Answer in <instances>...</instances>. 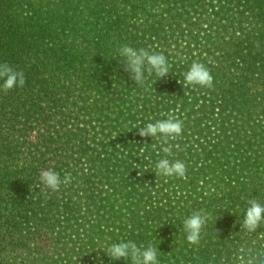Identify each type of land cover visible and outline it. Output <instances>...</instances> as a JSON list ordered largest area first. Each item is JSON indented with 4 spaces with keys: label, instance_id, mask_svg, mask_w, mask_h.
I'll use <instances>...</instances> for the list:
<instances>
[{
    "label": "trees",
    "instance_id": "1",
    "mask_svg": "<svg viewBox=\"0 0 264 264\" xmlns=\"http://www.w3.org/2000/svg\"><path fill=\"white\" fill-rule=\"evenodd\" d=\"M126 44L163 53L166 78L178 86L195 49L214 77L212 88L195 89L210 91L226 119L264 118V0H0V63L26 79L0 88V264H131L105 253L121 241L153 244L160 264H238L240 249L264 247V228L244 231L238 210L264 187L263 145H249L248 157L220 174L228 184L209 195L188 166L190 180L173 185L145 164L148 155L97 142L99 133L125 132L139 110L122 117L121 106L132 112L147 81L156 86L155 73L142 84L129 78L118 55ZM172 86L154 87L155 100ZM149 101L142 114L159 107ZM248 127V136L264 138L260 126ZM47 168L71 182L46 189L39 173ZM200 209L210 219L194 246L182 223Z\"/></svg>",
    "mask_w": 264,
    "mask_h": 264
},
{
    "label": "rangeland",
    "instance_id": "2",
    "mask_svg": "<svg viewBox=\"0 0 264 264\" xmlns=\"http://www.w3.org/2000/svg\"><path fill=\"white\" fill-rule=\"evenodd\" d=\"M200 30L201 32L203 31L200 35L204 37H207L211 32L208 27H204V30L201 28ZM199 57L198 52L194 49L189 57L191 62H189L188 68L192 61H198ZM179 78L181 77L177 79ZM153 82L156 83V86H153L151 82L147 81V94L146 96L140 97L137 106L132 107V112H127L125 106H121L123 112L122 117H128L129 114L132 115L139 110L134 117L126 121V131H118V134L112 132L110 137H106L104 134L99 133L97 142H107L108 139L110 143L115 146L116 150H119V153L123 151L124 146L130 148L135 157L146 154L150 159L143 160L145 164L147 162V166H155L157 159L164 155L161 151L162 147L167 145L160 137H154L153 139L152 137L141 138L138 135V129L147 123H154L156 120L167 119L169 115H174L183 121V131L175 140L167 141V144L173 146L170 158L183 161L186 166L192 169L193 173H199V177L196 181V189L203 192L205 190L209 195L221 192L223 184L227 183L226 181L219 180L220 174H224V169L230 165H237L239 163L238 160L248 157L252 148L256 145L264 146V138L260 139L253 132L248 136L247 132V130H249V125L260 126V131H264V118L261 115H258V118H256L257 115H255L248 121H243L241 117L237 116H235V118L230 117V119H226L227 115L230 113L228 111L221 112L219 110L217 100L211 96L210 91L195 89L198 86L187 85L184 80L180 86L175 85L174 82H171V79L168 80L166 76L162 78L157 76L156 79H153ZM171 84H173V86L170 90V95H164L165 92H162L160 96L156 98L159 101H156V96L154 97L153 95L154 87H156V89L165 90L168 89ZM132 89H134V87H132ZM180 90L181 92H179ZM147 98H150L147 107H151V105H154V108L156 107L155 105L159 107L153 111L148 108L147 112L142 114L140 105L143 103L144 99ZM166 108H168V110H166ZM224 118L225 121L223 122ZM222 122L224 124H222ZM223 128L226 130L225 134L223 133ZM198 132H200V134ZM237 132H240V134ZM116 135L120 136V139H116ZM249 145H251L252 148ZM226 160L229 161L228 165H223ZM74 163H76V165L77 163L78 165H84L86 162L82 160ZM113 163V159L108 162V164ZM186 177L190 180L188 174H186ZM161 178L164 181L167 179L168 181L171 179L174 180L173 185H177V183L185 180V178L176 177L161 176ZM242 179H244V177H242ZM206 181H208L207 184L205 183ZM230 182V185H234L237 181L230 180ZM257 198H259L258 200H260L261 203H264V187H262L260 195L256 197V199ZM193 199L200 200V197H193ZM117 202H119V200H117ZM245 206H247V204ZM238 210L245 211V208L239 206ZM61 263V257H56V259L53 260V264Z\"/></svg>",
    "mask_w": 264,
    "mask_h": 264
},
{
    "label": "clouds",
    "instance_id": "3",
    "mask_svg": "<svg viewBox=\"0 0 264 264\" xmlns=\"http://www.w3.org/2000/svg\"><path fill=\"white\" fill-rule=\"evenodd\" d=\"M118 55L122 58L124 70L129 73V78L136 84H142L146 79V73L162 78L169 73L171 65L163 53L151 51L145 48H134L130 45H122L118 49ZM185 84L205 88L213 87V76L210 70L201 62L193 61L186 72L183 73ZM0 80L3 84L0 88L5 92L15 87H23L26 79L23 71L15 70L8 63H0ZM183 131V121L174 115L167 119L156 120L154 123H147L138 129L141 138L160 137L167 146H163L161 157L155 165L156 175L164 177L186 178L187 168L183 161L169 159L172 155V145L167 144L168 140H175ZM71 175L65 174L63 179L53 168L40 170L39 183L46 189L58 191L61 184L71 182ZM243 218L240 222L241 228L249 234L257 232L258 228H264V203L256 198L248 199ZM210 219V215L203 209L193 211L182 223L185 239L190 245L199 246L204 229ZM264 238V231L257 233ZM158 248L153 244L138 246L133 241H121L112 243L106 249L107 256L112 260L123 258L131 261V264H160L158 259ZM215 260V256H213ZM238 264H264V248L261 249H240L235 257ZM209 264H212L210 261ZM220 264H227L221 258Z\"/></svg>",
    "mask_w": 264,
    "mask_h": 264
}]
</instances>
